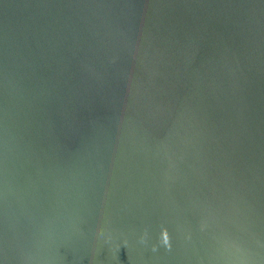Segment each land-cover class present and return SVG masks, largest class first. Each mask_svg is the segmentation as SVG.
<instances>
[{
    "label": "water",
    "instance_id": "95a60500",
    "mask_svg": "<svg viewBox=\"0 0 264 264\" xmlns=\"http://www.w3.org/2000/svg\"><path fill=\"white\" fill-rule=\"evenodd\" d=\"M0 264H264V0H0Z\"/></svg>",
    "mask_w": 264,
    "mask_h": 264
}]
</instances>
